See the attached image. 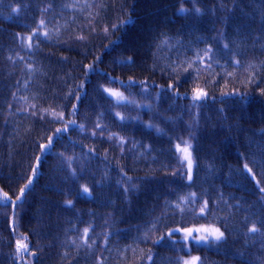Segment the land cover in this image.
I'll list each match as a JSON object with an SVG mask.
<instances>
[{"label": "trees", "instance_id": "trees-1", "mask_svg": "<svg viewBox=\"0 0 264 264\" xmlns=\"http://www.w3.org/2000/svg\"><path fill=\"white\" fill-rule=\"evenodd\" d=\"M243 3L0 0V264H264V0ZM237 77L230 116L213 84ZM163 105L168 131L144 121Z\"/></svg>", "mask_w": 264, "mask_h": 264}, {"label": "bare ground", "instance_id": "bare-ground-1", "mask_svg": "<svg viewBox=\"0 0 264 264\" xmlns=\"http://www.w3.org/2000/svg\"><path fill=\"white\" fill-rule=\"evenodd\" d=\"M229 1H232V0H229ZM241 2L243 3L244 0H241ZM240 5L243 6L244 13H243V10H241V9H235V12L239 13L237 15L238 18H241L242 16L244 17L245 10H246L245 7H249V8H253V9L258 8V6H255L254 4L252 5V4H244L243 3ZM205 34L206 33H204V32H200L198 34V38L199 39L203 38L205 36ZM161 52L165 56L166 59H175L176 57L181 55V53L183 52V47L180 45H175V46L169 48V51L167 54L165 53L164 49H162ZM213 86H214V91L216 93H219L217 95V99L218 100L225 99L228 103H230L233 106L232 107L233 111L231 112L230 116H235V115L239 116V114L241 115L243 112L242 91L244 89L241 77H237L234 83H231V81H228V80H224L218 85L213 84ZM167 104H165V105H167ZM165 105H163L164 110L161 111L162 113L155 111V113L157 114L156 116H153L151 114L146 115L144 117V121L147 123H156L158 121L165 122L167 120L166 125H164L163 127H160L158 130L168 131L172 127H174L176 124L175 120L171 119L168 122V117H171V118L174 117V115L177 113V111H173L171 113H168L169 112L168 107ZM215 113L217 114V116H219L218 118H227V116L229 114L228 105L224 104V106H220L218 104ZM221 113H222V115L220 116ZM139 220L141 221V218Z\"/></svg>", "mask_w": 264, "mask_h": 264}, {"label": "snow or ice", "instance_id": "snow-or-ice-1", "mask_svg": "<svg viewBox=\"0 0 264 264\" xmlns=\"http://www.w3.org/2000/svg\"><path fill=\"white\" fill-rule=\"evenodd\" d=\"M41 24H43V21H41ZM45 35H46V33H45ZM28 39L29 40H31L32 39V37H28ZM31 46V44H29V47ZM110 92H111V94L112 95H115V96H118L119 98H121V99H123V96H122V94H120V93H118V92H112L111 90H109ZM262 92H264V90H262ZM206 95V93H204L203 91H199L195 96H194V99H199V98H202V97H204ZM54 114V113H53ZM59 131H61L60 129H57V132H59ZM51 138L49 139V144H51ZM183 151L185 152V153H187V148H185V149H183ZM189 163H190V161H189ZM247 167V166H246ZM34 172H35V169H34ZM29 183H31V181L29 182ZM25 187H27V185L25 186ZM85 191H87V189H85ZM24 192V189H21V193H23ZM7 196V194L5 193V197ZM17 199H19V197L17 198ZM201 211L203 212L204 211V209L202 208L201 209ZM252 230H255V229H252ZM87 229H85V233H87ZM186 232H187V234H188V236H191L192 235V232H193V229H186L185 230ZM195 231H204V232H208V233H210L211 235H213L214 236V238L216 239V240H220V239H222L223 238V236H224V233L223 232H221V231H219V229H212V230H210V229H196ZM202 239H204V240H207L208 239V236L207 235H205L204 237H202ZM27 249V244H23V243H21V242H17V250L18 251H20V250H26ZM186 264H187V262H186Z\"/></svg>", "mask_w": 264, "mask_h": 264}, {"label": "rangeland", "instance_id": "rangeland-1", "mask_svg": "<svg viewBox=\"0 0 264 264\" xmlns=\"http://www.w3.org/2000/svg\"><path fill=\"white\" fill-rule=\"evenodd\" d=\"M111 91H112V90H111ZM112 92H113V91H112ZM108 93H109L110 95H112L111 92H110L109 90H108ZM192 168H193V166H192ZM209 229L212 230V229H215V228L210 227ZM205 235L208 236V239H207V240L202 239V237H204ZM210 237H212V236H211V235H208V234H202V235H199V236L193 238V241H194L195 243H197V244L206 243V242H208V241L211 239ZM197 261H198V258H197L196 255H194V256H192L191 258L183 259V264H186V262H187V264H197Z\"/></svg>", "mask_w": 264, "mask_h": 264}]
</instances>
